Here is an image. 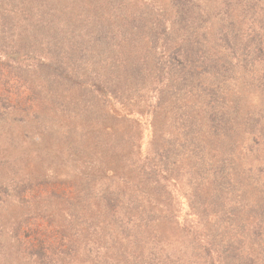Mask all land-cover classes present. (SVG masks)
<instances>
[{"label":"trees","instance_id":"obj_1","mask_svg":"<svg viewBox=\"0 0 264 264\" xmlns=\"http://www.w3.org/2000/svg\"><path fill=\"white\" fill-rule=\"evenodd\" d=\"M224 1L0 0V133L9 134L8 130H12L11 145L13 151L14 148L18 151L12 152L11 156L0 153V215L8 213L15 219L16 224L14 223L10 234L14 232L19 240L27 232L30 236L39 238L52 231L51 227L58 220L56 217H59L65 227H71L69 233H62L65 234L63 236L67 237L66 234L70 233L71 236H78L77 228L80 229L81 225L75 226L76 209L90 208V202L93 201V205L98 206L104 216L98 222L101 225L99 230L113 236V244H120L116 250L126 255L128 248L123 241L132 238L136 242V237L141 235L142 221L149 217L155 220L157 216L152 212L159 209L161 202V206H164V202L169 200L171 208L169 211L159 209L156 214L172 212L177 216L179 204L182 200L185 202L177 185L181 184L183 190L188 189L195 195L200 189L212 187L216 190L212 200L224 203L223 207L226 204L234 207L245 201L239 196L229 197L226 193L232 191L233 187H236V191L239 189L242 195L252 193L249 188L251 182L240 177L234 153L237 151L235 145L240 144L242 137L238 129L242 121L239 119L241 116L245 118L250 111L246 102L241 99L243 96L239 85L249 84L250 75L244 65L223 66V61L218 57L223 49V42L213 40L217 26L225 29L223 34L226 37L234 38L233 34L236 33L232 32H235L236 20L240 23V5L244 2L242 0L237 9L232 0ZM223 2L227 6L232 5V9L225 10ZM263 2L248 0L245 4L255 7L254 11H250V20L254 16L256 20ZM233 9L237 16L233 15ZM174 30H178V35L173 34ZM6 37L13 41L10 42V48L5 47ZM170 37L174 38L171 48L167 40ZM186 38L198 45L193 55L197 57L182 62L183 70H186L181 72L180 81L176 84L177 94L175 98L171 97V108L164 115L177 121L173 125L168 123L165 133L156 129L150 131L156 140L166 142V169L165 164L162 165L165 172L171 173L170 169H174L176 164L183 167L176 180L164 175L172 181V189L162 187L158 198L145 207L144 203L150 200L146 199L150 187L159 186L154 185L152 179L153 175H159L161 165L154 156L147 155L145 146L141 147L138 141L131 143L130 140H127L130 151L124 157V149H120L122 166L108 167L111 177L104 179L106 192L100 194V198L91 200V197L86 198L87 193L80 194L79 191L74 195L67 177L59 184L54 179L55 174L48 173L50 161L43 163V155H50L43 146L45 140L51 141L52 147H60L62 143L64 146L69 145L68 151H71L77 145L71 122L84 113L81 106L86 104L85 101L92 100L93 104L96 102L93 96H98L101 100L108 98L105 105L107 113L116 116L118 113L125 115L132 112V108L124 107L121 102L124 91L131 87L123 89L119 81L120 92L116 99L110 93L106 97V91L94 87L92 70L96 63L101 62L102 68H105L107 62L123 57L125 67L122 75L128 80L129 76L139 73L145 65L144 51L156 49L159 58L164 60L159 69L164 73L166 58L171 56L168 53L170 50L165 52L164 49H172L173 54L179 53L183 50L180 47ZM200 54H203L202 60L198 59ZM126 60L130 62L127 63ZM254 66V63H250L248 71ZM114 72L121 74L118 68ZM238 72H244V82L237 83L240 80ZM122 75L120 80L123 79ZM56 85L62 86L61 93L60 89L54 88ZM63 88L67 90L64 98ZM11 101L14 106L9 107ZM258 101L261 105L264 104V98L259 97ZM126 102L129 103L127 99ZM63 105H67V109ZM57 117H60L59 121ZM51 121L55 125L54 129ZM17 124L25 126L27 129L24 130L37 138L34 151L26 149L24 145H14L13 132L17 131ZM101 131L99 129L98 133ZM58 151L62 153L63 149ZM138 151L140 156L133 159L130 154H137ZM145 158L152 162L148 164L149 170L141 164ZM70 163L72 164L67 163L68 168ZM102 167L106 168L105 165ZM76 168L78 167L70 170L75 171ZM89 169V173L84 176L81 172L83 179L80 180L81 184L78 183L81 190H91L87 182L89 178L97 177ZM38 178L45 182H39ZM84 181L86 182L83 184ZM126 183L128 187H122ZM137 185L142 188L133 193ZM121 188L131 189L128 193L131 195L125 199L119 192ZM176 191L180 192L182 200H177V204L173 205L171 198ZM254 192L260 195V199L256 197L252 204L249 200L245 204L257 208L263 206L264 189L257 187ZM184 205L189 212L187 210L188 213H181L182 220H178L177 228L181 236L178 233L173 239L160 236L144 240L137 245L140 248L129 251L121 261L124 260L125 264H193L190 257H194L196 264L198 260L207 261L203 264H210L209 261L212 264H246L247 259H253L255 253H260L264 259V243L261 238L258 241L256 234L257 228L264 231V210L261 207L254 209L256 212H249L250 209H247L241 213L243 219H239V226L235 228L226 220L240 212L222 208L223 216H219L217 223L227 229L231 227L232 230L219 234L217 230L214 232L211 228H206L205 221H187L188 216L193 215L188 204ZM206 211L205 208L204 212ZM245 217L250 222L248 225L244 222ZM81 219L91 224V218ZM111 220L115 225L109 230L107 222ZM1 221L5 220L0 219V223ZM159 221L160 218L156 224ZM126 232L127 235L123 237ZM54 247L57 250L55 245ZM52 249L51 245L41 240H36L34 244L27 241L25 245H17V250H20L18 255L24 263L36 251L40 254L48 252L45 255L55 259ZM89 251L81 254L85 255ZM252 251L255 252L253 255L247 253ZM244 253H247L246 257ZM94 259L85 264H98L100 261L103 264L104 260L99 258L93 261ZM261 261L264 262L262 259Z\"/></svg>","mask_w":264,"mask_h":264},{"label":"rangeland","instance_id":"obj_2","mask_svg":"<svg viewBox=\"0 0 264 264\" xmlns=\"http://www.w3.org/2000/svg\"><path fill=\"white\" fill-rule=\"evenodd\" d=\"M227 1L229 0H225L224 2ZM241 1L242 0H232L231 2L235 3L234 6L238 9ZM224 2L223 6L225 10L232 9V5L227 6V4ZM243 2L244 3H241L240 5V23L236 20L234 28L235 32H232L236 33L233 34L234 38L232 36L226 37L225 34H223L225 33V29L217 26V33L213 36V40L218 39L221 41V43L223 42V49L220 50L218 56L220 60L223 61V66H226V64L227 67L230 65L236 66L238 64L244 65L250 75L249 84L239 85L240 94L243 96L241 99L246 102L245 104L248 105L247 107L250 111L245 118L241 116L239 119L242 121L238 128L242 137L239 142L240 144L235 145L237 151L234 153L238 157H236L237 164L235 165L240 168V177L247 182H251L249 188L252 189V193L242 195L241 191H238L239 189L236 191V187H233L232 191L226 193L227 196H239L245 201L236 204L234 207H232L230 204H226L223 207L224 203L222 204L217 199L212 200L216 195V190L212 187L200 189L198 193L196 192L197 195L191 193V191L188 189L183 190L184 187H180L181 184L177 185L176 187L177 190L182 191L185 197V202L190 207V212L193 215L188 216L187 221L196 219V221H205L206 224L204 225L206 228H211L214 232L217 230L219 234L232 230L231 227L227 229L226 226L217 223L219 216H223L222 208L240 212L226 220L232 224L234 228L239 226V219H243L241 213H244L247 211V209H250L249 212H256L254 209L258 210L260 207V209L264 210V205L257 208L256 206L245 204L247 200L251 201L252 204V202L256 201V197L260 199L259 194L255 192L253 193L255 188L261 187L264 189V104L261 105L258 101L259 97L262 99L264 98V15H262V12H264V2L261 6V11H258L259 14L257 13L258 16H256V20L254 19L255 16L252 18V20H250V15H252L250 11H254L253 8L255 7L246 6L245 4L248 2V0H243ZM236 13L238 14V12ZM233 15L237 16L235 15V10ZM206 26L207 31L210 32L209 26ZM173 34L175 36L178 35V30H174ZM4 40L6 42L5 47L10 48V42L13 41L7 37ZM167 40L169 41V46L171 48L174 43V38L170 37ZM180 48L183 50L176 54L171 52L172 49H164L165 52L170 50L168 53L171 54V56L166 58L167 61L165 62L164 73H161L159 70L160 63L164 62V60L159 58L156 49H147L145 51L142 49L141 52L143 53L144 51V53H146L145 58H143V60H145L146 66L144 65L139 73L129 76L128 80H126L125 77H123L124 75H122L125 65L122 61L123 57L121 58L119 53L118 54L120 58L107 62L105 68H102L101 62L96 63L92 70V79H95V82L93 83L94 87L101 88L100 91H106V97H108L110 93L114 99H116L117 94L120 92V88L118 87L119 81L123 89H129V87H131L129 90L124 91L121 102L123 103L124 107L128 108L129 106L132 108V112L130 114L124 113L125 115L118 113L116 116L111 113H107L105 105L107 104L106 101L108 98L101 100L100 97L93 96L96 102L93 104L92 100L91 102H89V100L85 101L86 104L81 106L83 107L84 111H82L84 113L81 116H78L75 121L71 122L73 123L75 139H77L75 140L77 145L72 148L71 151H68L69 145L64 146L62 143V146L60 147H52L50 145L51 141L45 140L43 146L46 148L45 150L50 153V155H43V163L50 161L51 166L50 169H48V173L55 174L54 179L59 182V184L61 181H63L62 179L67 177L66 179H70L67 181L71 185V189L74 190V195H77V191H79L80 194L87 193L86 198L91 197V200L92 198H100V194L103 195V193L106 192V188H104L103 185V182L105 181L104 179H109L111 177L110 171L108 169L111 167L119 168V165L122 166L121 163L123 162V159L121 160L119 157L120 149H124L122 152L123 157L127 154V152L130 151V149H128L127 140H130L131 143L138 141L141 147L145 146L147 155L154 156L156 162H158V164L161 166L164 163L166 169L167 165L164 155L166 142L160 139L156 140L155 137L151 136L150 131L156 129L159 131L162 130L165 133V127L167 124L171 123V125H173L174 122L177 121V119L174 121L173 119L170 120L169 117H165V111L171 108V97L173 96V98H175L177 94L178 86H176V84L178 81H180L181 72L184 69V64H182V62L186 59H193L197 57L193 55H195V50L198 49V45H196L192 39L186 38L185 43H183ZM202 58L203 54H200L198 59L202 60ZM126 62L128 63L130 61L126 60ZM250 63H254L255 66L250 69L251 71H248V66ZM181 66L183 68H181ZM116 68L121 70V74L114 72ZM105 71L112 74H107ZM242 74H244V72H238V75H240V80L238 79L237 83L244 82L242 80ZM121 75L123 77L122 80L119 79ZM54 88L60 89L61 93L62 86L56 85ZM66 95L67 90L63 88L62 98H64ZM125 98L129 103L126 102ZM12 106H14L13 101L10 102L9 107ZM63 106L64 109H67L68 107L67 105ZM112 108L114 107L112 106ZM59 118L60 117H57L58 121ZM51 125L54 129L55 125L52 123V121ZM15 128H17V131L13 132V138L15 140L14 145H24L26 149L34 151L37 147V138L30 135L28 130H24L27 128L23 125L17 124L15 125ZM99 129L102 130L101 133H98ZM22 130H24V132H22ZM5 132L6 131H4V133ZM8 133L9 134L0 133L2 134L0 137V153L4 156L5 154L11 156L12 152L18 153L16 148H14L13 151V146L11 145L12 130H8ZM226 143L228 144L227 141ZM58 149H63L62 153H60ZM139 153L140 152L138 151L137 154L133 153L130 154V156H132L133 159H136L140 156ZM141 157H143V155ZM175 160L179 161V159L176 158ZM68 162H72V164L70 163L69 168L67 166ZM151 163L152 162H150V159L147 158L143 159L141 162V164L147 170H149L148 164ZM31 165L32 163H30V166ZM103 165L106 166L105 169L102 167ZM90 166L91 168L89 169ZM109 166L110 168H108ZM161 166L159 168V175H153L154 177L152 179L154 185L159 184V186L156 188L152 186L150 187V190L146 196V199L148 198L150 200L144 203L145 207L151 205V203H153L154 200L158 198V193L162 187L165 186L168 187L169 190L172 189V181L167 179L168 176L169 178L176 180L177 174L182 173L180 169L183 167H181L179 164H176L174 169H170L172 170L171 173L165 172L166 170L163 168V166ZM37 167H39L38 164ZM72 167L78 168H76L75 171H72L70 170ZM83 167L84 170H82ZM34 169H36V166H34ZM87 169H89L88 171H93V174L97 175V177L89 178V182H87V184L91 190L88 191L81 190V186L78 185V183L81 184L80 180L83 179L82 176L89 173L87 172ZM44 170L45 169H43V171ZM81 172H83L82 176ZM164 175H167V178L164 177ZM134 180L136 179L134 178ZM38 181L45 182V180L40 178H38ZM85 182L86 181H84L83 184ZM128 183L122 187H128ZM140 187L142 188V186ZM141 188H139L137 185V188L133 189V193L140 190ZM131 191V189L121 188L119 192L123 194L124 198L126 199L127 196L131 195L128 194ZM175 193V195L169 193L172 195L171 201L173 205L177 204V200H182L180 198V192L176 191ZM151 200L152 202H150ZM185 202L182 200V203L179 204V213L177 216H175V214L172 212H160V214H156L159 209H166L168 211L170 210L171 203L169 200H166L164 202V206H161L163 203L161 202L159 204V209H157L156 212H152L157 216L155 220L150 217L146 218V220L141 219V221L144 220L142 221L143 223L140 227L141 235L136 237L137 239L135 238L136 242L134 243L135 240L132 238L123 241L124 245L128 248L126 255H122L116 250V247L120 244H113V236L108 234L106 231L99 230L101 225H99L98 222L101 221L104 216L98 206L93 205V201L90 202V208L85 207L82 209L81 207H78V209H76L78 211L75 226L79 227V225H81L80 229L77 228L78 236H71L70 233L69 235L66 234L67 237H64L65 234L62 233H69L71 231V227H65L64 222H61V219L56 217L58 220L54 221V226L51 227L52 231H48L39 238H34L27 232L24 234V237L19 240L16 238V235L14 236V232L10 234L14 223L16 224L15 219L10 217V215H7L8 213H3L0 215V219L5 220L1 221L0 223V241H4L0 242V264H85L90 259L94 258H100L101 260H104L102 261L103 264H125L123 263L124 260L121 261L122 257L127 256L129 251L140 248L137 245L141 244L144 240L158 238L160 236H168L172 237L173 239L176 237V235H178V233L179 236H181L179 232L180 230L177 228V224L178 220H182L181 213L183 214L189 212V210L184 205L186 204ZM174 207L175 206H173V208ZM205 208L207 209L206 212H204ZM119 216H121V214H119ZM82 217L89 219L91 218V224L88 222L85 223L86 221L81 219ZM246 217L244 218V222L246 225H248L250 222L246 219ZM159 218L160 221L158 224H156V221ZM203 222L201 223L203 224ZM107 224V229L109 230H112L115 225L114 221L112 220L108 221ZM205 230L207 231V229ZM256 234L258 241L261 238L262 242L264 243V231L258 230L257 228ZM125 235H127V232L124 233L123 237ZM36 240L37 242L39 240H41V242L46 241L49 245H51L53 247L52 250H54L53 253L55 259L52 257H47L45 254L48 252H42L40 254L36 251V253L30 254V257L26 260L27 262L24 263V261L18 255L20 250H17V245H25L27 241L34 244ZM54 245L56 246L57 250L54 249ZM105 250H108V252ZM83 251L89 252L84 255L81 254ZM247 253H251V255H253L255 252L252 251ZM247 253H244L245 257ZM72 256L74 258H72ZM252 257L253 259L248 258L245 263L264 264V262L261 261V259L263 261L264 259L261 257L260 253H255ZM98 259H94L93 261ZM194 259V257H190L191 262L196 264ZM205 262L207 261L198 260V264H203ZM209 263L212 264L211 261H209ZM98 264H101V261Z\"/></svg>","mask_w":264,"mask_h":264}]
</instances>
